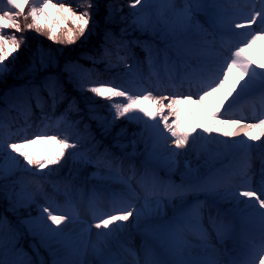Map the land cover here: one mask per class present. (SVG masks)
Instances as JSON below:
<instances>
[{
	"label": "rangeland",
	"instance_id": "374dc122",
	"mask_svg": "<svg viewBox=\"0 0 264 264\" xmlns=\"http://www.w3.org/2000/svg\"><path fill=\"white\" fill-rule=\"evenodd\" d=\"M10 1L0 0V29L6 23L1 9ZM14 1L19 4L21 0ZM99 4L105 14H110L120 23L119 7H113L114 3L109 0H99ZM32 13L40 25L50 28L52 35L57 36L60 28L76 29L78 26L88 27L90 35H96L93 24L87 25L86 13L80 12L76 4L68 0H42ZM127 16L125 21L128 20V27L135 32H160L158 37L150 39L153 51L148 57L150 66L147 72L152 74V79L143 81L144 85L139 83L132 87L112 79L106 82L94 80L91 87L104 100L121 99L125 108L130 104H141L139 119H146L148 128L145 136L137 139L132 148L135 150L133 153L138 155L140 167L130 180L116 171L117 162L110 166L96 163L90 170L88 163L98 162L99 159L96 155L98 144L89 132H85L84 124H79V121L73 123L55 106L50 109L49 104H45L46 110L41 119L31 129L26 125H11L7 120L13 119V112L0 113V152L6 153L0 161V180L19 181L14 188L6 183L1 186L6 193L0 190V210L8 207L7 210L12 213L13 206L25 196L44 199L45 209L41 213L20 221L26 232H36L47 240L45 247L51 252L52 264H93L98 258L99 264H102L101 260L106 259L107 254L93 255L95 249L87 240L79 239L82 234L74 232L75 226L81 223L76 222L77 208L87 209L89 214L85 221L97 227L102 241L126 238L134 235L133 232L148 239L157 233L166 241L177 233L170 230V223H167L170 215L167 216L163 210L181 195L196 192V195L209 194L205 191L214 188L208 183L221 186L223 180L217 174L215 163H220L225 157L241 159L242 148L247 147L250 155L256 157L246 158L255 162L254 169L259 175L264 174V129L263 139L250 144L253 135L242 129L254 122L244 121L243 125L235 122V117L249 114L244 111L245 107H253L256 103L254 99L264 96V0H135ZM103 19L108 22L106 17ZM107 28L106 32L111 33V29ZM125 28L121 25L119 30ZM2 35L0 30V78L4 79L14 64L11 76L20 73L23 69L20 66L23 65L19 62L16 68L18 62L13 58L16 47L10 36ZM59 35H64L63 39L67 40L68 35L64 32ZM109 39L111 43L115 41L114 37ZM156 46L163 52H157ZM212 49L216 50L214 54ZM19 54L21 52L18 51L16 55ZM166 62L172 68L167 71L171 81L180 74L174 72L182 67L191 70L193 76L199 71L198 66H205L207 75L193 90V96H171L173 98L160 101L158 108L153 109L152 98L156 95L152 90L162 80L161 66L166 67ZM127 69L130 74L138 71L136 65H129ZM139 80L142 81V78L139 77ZM164 82H167L166 78ZM82 92L85 93L84 90ZM249 97L252 99L248 100ZM90 102L92 100L85 99L82 104L80 113L86 115L85 121L95 123L96 132L109 130L113 125L110 116ZM261 102L262 99L259 104ZM27 111L29 113L30 108ZM218 118L221 122L217 121ZM156 120L161 123L158 129L154 124ZM158 136L160 140L156 139ZM66 141H69L71 149L69 159L63 162L66 173L47 175L45 163L40 161L42 155L50 151L59 156ZM225 144L233 145L232 150L224 153ZM158 155L161 156L159 159ZM6 160L10 162V171L2 172L1 166ZM89 172H94L91 175L93 182L79 176L82 173L89 175ZM43 180L51 182V186L46 188ZM147 187L154 190L155 197L147 195ZM126 192L134 196L126 199ZM8 195L10 197L5 200ZM84 195L88 196V202L82 204L80 197ZM121 197L124 201L119 199ZM135 197L138 203L146 204L143 208L148 206V210L154 203L153 213L156 215L132 230L133 225L138 223L132 213L134 204L131 199ZM181 201L186 202V198ZM222 201L229 203L227 197L220 199V203ZM61 219L73 223L67 228L60 226L56 229L55 224L60 225ZM6 220L7 216L0 213V264H31L23 243L15 244L19 240L18 232L8 231ZM183 233H186L185 229ZM153 251L145 249L138 253L147 262L153 259L151 263L155 264L159 259ZM116 254L113 255L115 260L125 257ZM256 255L251 264H264V246ZM225 256L222 254L219 260L225 261Z\"/></svg>",
	"mask_w": 264,
	"mask_h": 264
},
{
	"label": "trees",
	"instance_id": "16d2710c",
	"mask_svg": "<svg viewBox=\"0 0 264 264\" xmlns=\"http://www.w3.org/2000/svg\"><path fill=\"white\" fill-rule=\"evenodd\" d=\"M128 1L129 0H119V4L125 5ZM14 34L19 46L18 51L19 53L21 52V54H19V56H17L15 60L18 62H16V68L19 67V62H22L21 64L23 66H20V69H23L20 73L17 72L18 76L17 73H14L11 76L12 72L14 71V64L8 76L4 79H0V91L4 87H6L7 89L15 90L16 86H18V84L22 80V76H26L32 73L33 75H35L37 72L41 71L43 67H49L57 63L60 57L67 54V51H70L72 47H74L78 42H80L78 35H68L66 36L67 40L63 39L64 35L60 36V33L57 34V36L55 34L52 35L50 31L47 30V28L40 29L38 25L35 24V21L32 19H29V21L25 20L23 23L19 22V30L17 34ZM134 48L141 49L138 45H134ZM45 64H47V66H45ZM38 83H41V85H43L42 80H40ZM1 158H3V155L0 154V159ZM33 213L34 210L32 206H22L20 207L19 217L32 215ZM13 219L17 220L18 218ZM30 236L33 237L32 235ZM36 240L38 242L39 238H36ZM36 263L46 264V261H43L42 263Z\"/></svg>",
	"mask_w": 264,
	"mask_h": 264
},
{
	"label": "bare ground",
	"instance_id": "6f19581e",
	"mask_svg": "<svg viewBox=\"0 0 264 264\" xmlns=\"http://www.w3.org/2000/svg\"><path fill=\"white\" fill-rule=\"evenodd\" d=\"M226 64H229L228 62L224 61ZM155 101L153 102V105H155ZM252 120V119H251ZM254 120V118H253ZM264 129V120L261 121V122H258L256 123L255 125H251L246 132H251L253 133L254 136H256V140L260 139L262 140L263 139V130ZM243 131L246 130V128L242 129ZM161 155V154H160ZM159 155L158 159L161 157ZM122 165H126L125 164V161L122 162ZM130 167L128 168H125V167H122V172L124 173V176L126 178L129 179V177L132 175V170L129 169ZM121 170V169H120ZM1 171L2 172H8L10 171V162L9 161H4L2 166H1ZM124 186V185H123ZM83 200H85V198H83ZM145 204H142V203H137L136 204V207H135V216H136V219H138V223H142L145 219L151 217L152 214V210H148V206L146 208H143ZM76 222H81L83 223L82 220H77ZM59 223H61L60 225L57 223L55 224V228L57 229V227H64V228H67L71 223L73 222H70V220L68 219H61L59 221ZM137 225H133L132 228L136 227ZM88 226H85L84 224H82L80 227H78L77 229L75 228L74 229V232L75 233H80L82 234L79 239L81 241H84V240H87L89 239L90 242H92L94 244V246H96L97 249V252L96 254H101V253H108L110 252L111 250V246L109 243H107L105 240L104 241H100L98 240V229L97 228H92L91 232H87L88 230ZM89 231V230H88ZM52 232V231H51ZM128 242L126 241L125 242H122V241H117V242H114V247L117 249V251H121V250H126L128 251L129 253L132 252V250L130 249V247L128 246L129 243L127 244ZM113 253V252H111ZM177 257H180V256H177Z\"/></svg>",
	"mask_w": 264,
	"mask_h": 264
}]
</instances>
